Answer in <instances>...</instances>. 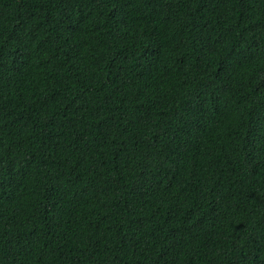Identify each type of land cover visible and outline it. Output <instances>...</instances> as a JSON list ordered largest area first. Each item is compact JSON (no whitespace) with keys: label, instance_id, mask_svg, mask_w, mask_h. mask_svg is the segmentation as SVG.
<instances>
[{"label":"trees","instance_id":"1","mask_svg":"<svg viewBox=\"0 0 264 264\" xmlns=\"http://www.w3.org/2000/svg\"><path fill=\"white\" fill-rule=\"evenodd\" d=\"M0 264H264V0H0Z\"/></svg>","mask_w":264,"mask_h":264}]
</instances>
